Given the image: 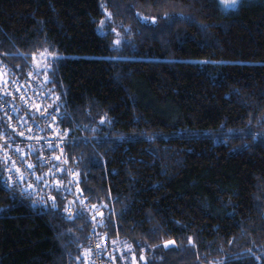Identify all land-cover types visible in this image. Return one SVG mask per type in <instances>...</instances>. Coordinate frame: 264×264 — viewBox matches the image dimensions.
<instances>
[{"label": "trees", "instance_id": "1", "mask_svg": "<svg viewBox=\"0 0 264 264\" xmlns=\"http://www.w3.org/2000/svg\"><path fill=\"white\" fill-rule=\"evenodd\" d=\"M0 57L46 82L57 177L25 158L57 185L37 203L0 162V264H89L94 239L264 264V0H0Z\"/></svg>", "mask_w": 264, "mask_h": 264}, {"label": "built area", "instance_id": "2", "mask_svg": "<svg viewBox=\"0 0 264 264\" xmlns=\"http://www.w3.org/2000/svg\"><path fill=\"white\" fill-rule=\"evenodd\" d=\"M14 76L13 70L0 57V162L12 185L22 183V192L33 194L36 202L42 203L51 199L54 195L52 188L57 185L47 182L40 186L38 180H33L25 158L37 154L39 150V158L48 166L47 177L57 178L51 168L52 158L46 155L43 147L44 140L52 131V122L42 123L38 120L41 113L38 112L40 116L36 119L29 112L33 105L40 106L49 101V91L46 82L38 75L30 73L22 79ZM61 146L58 148L61 149ZM68 216L72 214L68 213ZM89 250V264H114V249L108 247L104 240L94 239Z\"/></svg>", "mask_w": 264, "mask_h": 264}, {"label": "rangeland", "instance_id": "3", "mask_svg": "<svg viewBox=\"0 0 264 264\" xmlns=\"http://www.w3.org/2000/svg\"><path fill=\"white\" fill-rule=\"evenodd\" d=\"M217 1H218L220 9L224 12H228V11L237 9L243 0H236V3L234 5L232 4V0H217ZM112 32L115 37L114 42L115 44H117L120 41V36L115 30H113ZM119 251H120L119 252V262L121 264H144L145 263L143 256H138L135 253H132L130 251V248L126 245H122ZM123 254H125V257L123 256Z\"/></svg>", "mask_w": 264, "mask_h": 264}, {"label": "snow or ice", "instance_id": "4", "mask_svg": "<svg viewBox=\"0 0 264 264\" xmlns=\"http://www.w3.org/2000/svg\"><path fill=\"white\" fill-rule=\"evenodd\" d=\"M236 3V0H232V4L234 5Z\"/></svg>", "mask_w": 264, "mask_h": 264}]
</instances>
